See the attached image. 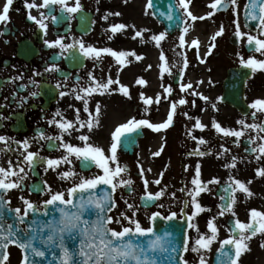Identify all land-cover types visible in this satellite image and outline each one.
<instances>
[{
    "label": "flooded vegetation",
    "instance_id": "1",
    "mask_svg": "<svg viewBox=\"0 0 264 264\" xmlns=\"http://www.w3.org/2000/svg\"><path fill=\"white\" fill-rule=\"evenodd\" d=\"M108 1L79 0L82 5L81 10L77 13H68L62 11L59 4L51 6L50 9L33 8L29 10L25 7V0H14L9 12L10 19L0 23V33H3V35H0V136H5L10 140V143L7 145L4 142H0V149H3V151H0V165H4V163L8 164V161L11 159L13 166H15L19 160L23 159L21 155H18V159L13 161L12 158L15 156V153L7 151V148L23 147L22 144H17L16 141L22 142L25 139H28L30 142L31 146L29 150L35 149V152H38L41 157L57 159L65 154L66 150L59 147L54 148L51 146L52 142L40 139L39 132L41 130L44 131L46 136L61 134V130L57 125L49 123L58 110L63 114L64 119L73 120L74 122L76 118L75 109L77 108L80 109V118L82 120L89 118L88 113L83 111V102L75 99L72 89H76L78 85L81 87L86 86L91 81L88 75L90 72L97 80L104 81L109 76L115 81L117 73H119L120 83H113L110 86L112 89H117V91L104 95L98 93L92 95L89 101V110L94 113L97 102L102 107L99 127L94 128L92 132H88L87 128H84L72 131L71 135L65 133L64 140L82 147L83 142L77 139V137L81 134H87L90 136L91 143L102 146L107 153L112 142L111 133L114 131L110 126V118L113 114L110 113V108H115V112L121 111L125 106V101L128 100L127 96L118 90L123 85L120 75L122 73L121 64L110 53H102V60L85 57L78 50H73L76 51V59H73L72 51H65L64 55L61 56L59 55L61 49L58 46L50 48L45 45L44 41H54L59 37H63L65 44H72L74 40L82 39L86 46L112 48V40L109 39L111 32L107 21L108 18L104 19L107 15ZM212 1L214 2V0ZM5 2L6 0H0V12H2ZM29 2H32V0H29ZM42 2L43 0H35L37 5L42 4ZM75 2L76 0H68L69 6H74ZM244 2L245 0H237L236 5H229L226 10L223 9L222 11L212 8L210 10V7H208L207 9L210 11L204 12L203 10L201 12L205 17L203 20L197 19L196 21H192L190 17L186 21L183 20V29L185 26L189 28L187 33L183 29L181 32L168 33L164 24L155 19L156 27L159 31L158 34L161 32L167 33L166 38L158 46L161 53L166 57V61L162 60L163 64L167 63L170 69V73L163 72L164 86L170 85L172 93L165 92L164 88L159 93L160 87L157 86V82L161 79L157 77V72H155L154 87L156 88V92L153 94V97L158 93L162 96L159 100V106L157 107V103L153 104L151 106L152 110L150 109L146 115L143 114L138 119L145 117L154 119V113L162 111L165 103L164 100L166 99L168 102L164 107H166L165 113L168 116L172 102H177L178 98H181L180 96H185L184 99L190 100L187 97L192 95L193 90L196 91L194 87L200 81L205 82L207 80L208 82H214L216 79L217 83L212 84V87H218L217 90L219 92L217 91L216 93L219 94L220 102L224 106L225 112L223 115L227 118L221 123L222 127L240 131L243 126L238 121L241 119H244L246 124H264V112H257V109L251 108L255 100L264 99V69L258 68L253 72L251 68L241 63V56L247 60L253 56L257 59H264V55L254 52L248 46L247 36L238 38L235 35V24L233 23L237 18L238 12L241 31L258 35L252 27H247L242 19ZM195 4L196 0H191L189 11H191ZM29 11H31V15L37 16V18H40L41 11L45 13H49L50 11L51 15L57 17V21L53 22L51 15H49V18L45 21L48 25L47 34L45 35L43 29L39 28L34 21L28 19ZM209 12H214V15L209 17L207 15ZM222 24L225 27V32L213 42L211 37L219 30ZM200 27L202 28L201 31ZM180 35L185 36V43L182 46L179 41ZM196 36L202 40L200 46L204 47V49L201 52L198 50V44H192ZM261 38H264V36ZM212 43L216 45L214 48H211ZM210 48L211 53L208 54ZM185 60L188 63L187 67L183 70V80H181L180 70L184 66ZM52 64H56L59 70L46 71V68H49ZM198 65L205 69V72H202L204 79L200 78V71H197ZM242 65L251 73L244 87V97L246 103L250 106V111L246 115L242 114L239 109L222 101L224 82L228 71ZM187 73L194 76L188 77ZM140 79H144V75ZM32 81L36 83L33 84ZM189 82L192 83L193 88L187 92L180 91V84ZM57 83L61 84L62 87L57 88ZM21 85H25V87H20ZM143 87L144 84H139L138 90L144 95ZM61 91L69 94L61 97ZM33 92H37L38 94L33 96ZM132 108L134 112H143L145 108L144 100L142 99L140 104H134ZM253 112H257L255 118L252 116ZM56 119L61 120L62 118L56 117ZM177 127L181 129L177 131ZM189 127L190 125L186 127L182 123L181 125L177 124L174 116L173 124L169 127L171 129L167 135L169 136L168 138L178 139L176 146L169 149L166 146L162 149L154 147L152 152L148 149H143L144 143H146L147 147H150L151 145H148V143L153 139L152 133H148L145 130L144 138L139 141V147L134 152L130 153L129 151L118 150L119 160L122 162V165H127L128 167V172L122 175L124 178H130L134 182L131 186L132 193L125 196V201L130 204L132 199L134 204H138L141 186H144L141 183L142 177L140 173L135 169V166L130 167L129 163H134L138 168V162L142 160H150L152 162L168 161L174 169L170 174L162 176V179L161 177L158 178L161 179V184L157 185L156 191L166 187V191L169 194L175 193V196L171 195L172 200L170 199V201L165 199L162 202L161 198L157 201V204H163L167 207L168 211H162L159 206L154 211H159L164 217L171 212L178 214V210L181 211L182 208L185 209V213H188L187 209L191 211L195 207L189 203L187 208H185L184 201H190L191 197L185 191H181V189L187 188L188 190H192L196 187L192 184V180L197 178L196 167L199 165L201 173L199 179L204 185H207V189H210V191L205 190L202 192L197 197V200L205 209H211L210 211L205 210L201 212L205 228L208 231V222L213 217L216 218L215 223L219 229L217 244H219L220 241L231 235L230 221L233 223L235 218H239L242 222H248L250 220V209L264 211V177L258 175V170L264 168V155L251 151L252 147L258 146L259 143H264V140H260V136L264 135V132H260L259 129L245 130V135L237 138L231 135L225 136L215 129L213 130L211 143H208V140H205L204 136L203 139L207 143L201 144L199 137L202 135L203 130H200V134H195ZM196 129L198 128L196 127ZM193 135L198 137V139H194L193 141ZM249 135L257 141L256 145L248 143ZM34 137L36 138L35 140H33ZM237 139L240 141L239 144L235 142ZM55 143L58 145L60 141H55ZM246 148L249 150L245 151ZM157 151L160 152L159 156L154 155ZM201 151L209 154L200 156L198 153ZM257 156L261 158L257 159ZM233 157L237 158L235 167H225V164L232 163ZM1 158L3 159L2 161ZM73 166L76 172H81L80 161L74 158L72 165L61 163L55 170L48 168L43 160H39L38 168L43 184L46 181L47 185L51 186L53 192L62 191L66 193V189L71 187L74 181L61 180L58 173L67 171ZM8 167L9 164L5 168ZM25 168L28 171L26 166ZM99 171V169L93 167L91 171H83L82 174L84 176H91ZM230 177H235L244 182L253 195L249 196L240 190L238 185H234L237 191L230 193L227 200H221L220 197H225L226 195L222 188L230 182ZM213 178L219 180V183L213 182L209 184L208 182L212 181ZM33 181L32 173L28 171V176L24 180L21 189H13L5 194V199L10 201L9 205L13 209L19 207L23 211L25 205L20 199L21 196L36 204H42L44 200L50 198L45 193L32 194L29 186ZM249 181H251L250 184L248 183ZM47 185L44 184V187ZM232 195L236 197L234 205L236 217H233L230 212L224 216H219L218 213L221 211V205L230 203ZM43 196L44 198H42ZM31 197H35V199L32 200L33 198ZM65 198H67V193ZM128 210L129 208H126L125 213L130 216ZM144 219L138 220L143 227H150ZM260 235L262 234L253 237L249 242L251 251L242 255L241 264H245V262L246 264H264V248L260 246L264 242V238L258 240L257 237ZM14 248L16 246H9L7 249L9 255ZM204 253L208 262H211L209 257L212 255V252L204 250Z\"/></svg>",
    "mask_w": 264,
    "mask_h": 264
},
{
    "label": "snow or ice",
    "instance_id": "2",
    "mask_svg": "<svg viewBox=\"0 0 264 264\" xmlns=\"http://www.w3.org/2000/svg\"><path fill=\"white\" fill-rule=\"evenodd\" d=\"M127 2V0H125ZM191 0H177L178 7L183 10V15L180 17L182 20H187L191 18L192 21L197 19L203 20L205 17H197L191 11H189V4ZM14 0H6L3 5L2 12H0V23L6 22L10 19L9 12L12 8ZM59 4L62 11L68 13H77L81 10L82 5L79 0H76L74 6H69L68 0H43L42 4L37 5L35 0L29 2L25 0V7L29 10L33 8H46L50 9L51 6ZM237 0H214L210 7L214 10L224 9L226 10L229 5H236ZM153 6V0H148L147 7L151 8ZM245 17L247 21H256L257 23L253 25L255 33H244L241 31L239 23V13L237 12V18L233 21L235 24V35L238 38L247 36V44L253 49L254 52L264 55V0H249L248 4L245 6ZM147 14V13H146ZM51 12L45 13L40 12V18L31 15L29 11L28 19L34 21L39 28L43 29L45 35L47 34V23L45 22ZM115 15H120V13H115ZM209 17L214 15V12H209L207 14ZM107 15L104 19H107ZM53 22L57 21V17L51 15ZM167 19L171 21L173 16L168 14ZM128 27L123 23L115 24L112 26L111 31L113 34ZM131 27H135L132 25ZM171 27V26H169ZM183 31L187 33L189 28L184 27ZM225 32V27L222 24L219 30L211 37L214 42L218 36H221ZM3 35V33H0ZM142 35L141 31H136L135 36L140 37ZM167 33L161 32L158 35H153L152 40L155 41L157 45L161 44L166 38ZM109 39H113L109 36ZM64 38L59 37L54 41L45 40L46 46L59 47L61 49L59 55L63 56L65 51H72L73 59H76V51L78 50L85 57H92L94 60H102V53H110L111 56L115 57L116 61L123 65L125 63V58L130 55L126 51H114L110 47L96 48L92 45H85L83 40H74L72 44H65L63 42ZM179 41L181 46L185 43V36L180 35ZM198 40H193L192 44H197ZM215 43L211 44V48H214ZM211 48L209 53H211ZM135 56L136 60H141L142 57L137 55L135 52L131 53ZM161 60L166 61V57L163 53L160 56ZM187 60L184 61V66L181 68L180 79L183 80V70L187 67ZM241 63L245 66L251 68L254 71L259 69H264V59H257L254 56L245 60L241 56ZM151 68V65H148ZM162 71L170 73V69L167 63L161 65ZM58 66L52 64L46 71H58ZM39 74V73H37ZM89 77L91 81L87 83L86 86H77L76 89H72V94L75 99L81 100L83 102V111L88 113V119L82 120L80 118V109H75L76 118L75 122L73 120H67L63 118V114L58 110L53 119L49 121L50 124H55L61 130V134L57 136H46L44 131L39 132V138L47 140L51 143L52 147H59L66 150L65 154L60 158H45L41 157L38 152L29 151L30 142L28 139L24 141H16L17 144L23 145V151L20 155L23 157L19 160L15 166L10 159L8 161L9 167L5 168L0 165V264H5L9 260V253L7 249L10 245L18 246L22 252L21 264H42L41 261H37L35 257L44 258L47 260V264H161V260L158 259V254H167L164 256V260L167 264H177V257L174 253L181 250L184 252L189 250L188 242L185 240L183 245L177 244L173 240H167V237H171L172 233L170 231H165L163 235L156 234L154 227H143L141 222L136 219V213L139 211L133 204H128L127 207L133 210V215L128 216L126 213L122 212L118 217H113L110 213L116 208L115 192L121 187L125 186L131 189L134 183L130 178H124L122 174L128 172L127 165H121L118 157V149L121 147L122 138L126 135L137 132L142 126H147L155 131H160L161 129H167L173 124V118L176 114L177 103L186 104L188 101L185 99H180L178 102L171 103V110L167 116V120L163 123H151L148 119H137L132 117L128 121L119 124L115 130L111 133V144L107 153L102 146L96 145L90 142V136L87 134H81L77 139L83 142V146H77L71 142L64 140V134L71 135L72 131H78L79 129L87 128L88 132H92L94 128L100 126V115L102 112V107L99 102L95 104V112L89 110V101L94 93L104 95L112 91H117V89H112L110 86L113 83L119 84V73H117V79L113 81L111 76L108 77L106 81L97 80V78L90 72ZM35 84V81H32ZM139 84H146L147 81L144 79L138 80ZM202 83V81H200ZM20 87H25L21 85ZM57 88H61L62 85L57 83ZM164 91L171 94V86H164ZM181 91L187 92L189 89L193 88L192 83H181ZM124 95L131 98L129 90L127 87L121 85L118 89ZM38 93L33 92L32 95L36 96ZM69 93L61 91L60 96L63 97ZM193 95L201 96L202 94L195 92L193 90ZM141 98L144 100L145 105H151L152 99L149 97H144L141 94ZM205 101L208 100L207 96L202 97ZM157 103H159L160 97L157 96ZM195 105V101L192 102ZM72 107V105H70ZM215 107V105H213ZM251 108L257 109V112H264V99H257L251 105ZM149 111L148 107L144 108V112ZM257 112H253L252 116L255 118ZM187 116V113H184ZM56 117H61V120H57ZM191 119V117H189ZM238 123L243 126L242 130L237 131L234 129H229L222 127L220 123L213 121V127L218 131L223 133L225 136L231 135L234 137H241L245 135V130L259 129L260 132H264V124L252 123L246 124L244 119L238 121ZM195 127L203 129L206 126L197 120ZM36 138L34 137L33 140ZM196 139V137H193ZM260 140H264V135L260 136ZM55 141H60L57 145ZM0 142H4L6 145L10 143L9 138L5 136H0ZM131 143L129 139L127 141ZM239 144V139L235 141ZM200 143H207L203 138H200ZM248 143L250 145H256L257 141L251 136H248ZM19 151V149H17ZM249 149L246 148L245 151ZM3 151V149H0ZM7 151H12L9 147ZM252 152H259L264 155V143H259L258 146L251 148ZM26 153V154H25ZM206 152H199L198 155L204 156ZM154 155L159 156L160 152L157 151ZM73 158L80 161L81 172H76L74 166L69 168L67 171L58 173L61 180H72L73 185L66 189V193L62 191H52L50 185L46 187H37L36 185L31 186L34 190L43 192L49 195V199L44 200L42 204H36L24 196L20 199L23 201L25 207L23 211L21 208L17 207L12 209L9 207L10 201L5 200V194L13 189H21L24 180L28 176V171H34L36 161L43 160L48 168L55 170L61 163L73 164ZM257 156V159H260ZM236 157L232 158L231 164H225V167L234 168L236 165ZM27 170L26 171V168ZM92 167L99 169L100 171L92 174L91 176H84L83 171H91ZM47 170V169H46ZM151 171V169H148ZM144 168L140 166V175L143 178L145 194L141 197L144 206L147 207L150 202H155L166 194V187L161 188V190L153 193L148 191L149 181L144 177ZM200 167H196V177L192 180V184L196 187L192 190L187 188L181 189L185 191L191 200H185V208L191 203L195 207V211L191 215L185 213V209H181V213L187 222V228H195L197 232V238L195 240V246L191 248V251L199 254V264H208L206 255L201 253V249L207 252L211 251L212 244L217 240L219 229L215 223V217H213L207 224L210 233H201L197 224L193 223V218L200 212L205 210L210 211L211 209H205L197 200L202 192L207 189V185L199 179L200 177ZM258 175L264 177V168L258 170ZM163 173H161L162 179ZM15 178V179H13ZM161 179H156L155 184L160 185ZM234 181V184H233ZM219 183V180L213 178L212 181L208 183ZM249 184L251 181L248 182ZM234 185H238L239 189L249 196L253 195L250 189L239 179L235 177H230V182H228L222 190L225 193H235L237 189ZM173 197L175 193L171 194ZM221 200L225 197L221 196ZM236 203L235 195L230 197V203L227 205H221V211L218 213L219 216H224L226 213L230 212L233 217H236V212L234 210V205ZM159 207H163L160 204ZM250 220L248 222H242L239 218H235L233 225L230 228L231 235L228 238L220 241V248L218 249V258L216 264H241V257L243 254L251 251L249 242L253 237L258 234H264V211H259L257 209H250ZM36 214H41L48 219L40 220L39 216ZM162 214L160 212H154L149 217V220L155 222V220ZM178 218L176 212H171L169 215L165 216L164 219L167 221H172ZM12 222H9V221ZM128 221V226H123L120 230L111 227L112 223L123 224V221ZM182 230V229H178ZM153 237L147 239L146 241H141V237ZM264 248V242L260 245ZM51 259H48V256ZM179 261L182 264H188V261L184 259L183 256L179 257Z\"/></svg>",
    "mask_w": 264,
    "mask_h": 264
},
{
    "label": "rangeland",
    "instance_id": "3",
    "mask_svg": "<svg viewBox=\"0 0 264 264\" xmlns=\"http://www.w3.org/2000/svg\"><path fill=\"white\" fill-rule=\"evenodd\" d=\"M208 0H196V4L194 5V7L192 8L193 10H195L198 13H201L203 10L204 11H208ZM124 3H128L130 4V6H128L127 9H125L124 11H119V7L121 4ZM147 3L148 0H127V2H125V0H109L107 3V17H108V24L110 27V32H111V36L113 37L112 40V49L114 51H126L128 53H130L129 56H127L125 58V63L122 66V73L121 75V81L123 83V86L127 87L130 93L131 98H128L127 101H125V106L123 108V110L115 112V108H110V113H116V115L118 116V120L116 124H112L111 122V118H110V126L113 130H115V128L121 124L124 123L126 121H128L129 119H131L132 117H140V115L142 114H146L143 110V112H137L133 110V105L134 104H140V102L142 101L141 98V91L138 90V85H130L128 86L126 83L129 82L128 79L130 80V75H129V69L126 66V64L128 63V60H130L132 58L131 53L135 52L137 55H140L142 58L145 57L144 59V64L145 67L147 66L148 72L150 73L149 76L152 77V75L154 74V72H157V77H160V81L157 82V86L160 87L159 89V93L162 91L163 87H161V85H164V80H163V71L161 70V65L163 64V61L160 59L161 56V51L159 49V46L155 43V41L152 40V36L153 35H158V29L156 27L155 21L154 19L151 17L150 11L147 7ZM134 4V5H133ZM210 7V6H209ZM211 10V7H210ZM115 13H120V15H115ZM147 13V14H146ZM119 23H123L128 27V29H123L120 30L118 32H116L115 34L112 33L111 28L113 25L115 24H119ZM132 25H135V27H131ZM202 30V28L200 27V31ZM136 31H141L142 35L140 37H136L135 36V32ZM203 34V33H200ZM126 35L129 36L130 39L129 40H133L132 44L129 46L130 49H123L120 44L119 41L121 39V36ZM133 58H135V56H133ZM153 63L155 65V67H157V69L155 71H153V69L149 68L148 65H151L153 67ZM201 65V64H200ZM200 65H198L197 67V71H200V78L204 77L202 76V72H205V69L202 68ZM145 67H136L134 71L137 72L136 76H143L145 73ZM144 69V73L142 72V70ZM147 72V73H148ZM188 77H193V74L187 73ZM134 77V78H135ZM187 77V78H188ZM133 78V79H134ZM130 83V82H129ZM216 79L214 80V82H208L207 80H205V82H202L194 87V89L196 88L195 92H198L200 94H202L201 96H196L192 95L188 96L187 98H189L190 100H187L188 102L186 104H178V109L176 110V114H175V119H176V123L177 124H184L186 127L187 125H190L189 129L195 133V134H200L201 131L202 135L199 137L200 138H204L205 136V140H208V143H211L212 141V136H213V130H215V128L212 126L213 125V121L218 122V123H223L224 119H227L223 114H224V106L221 104L220 99H219V94L216 93L218 90L217 88H213L212 84H215ZM217 85V84H216ZM179 89V88H178ZM180 90V89H179ZM181 91V90H180ZM219 92V91H218ZM158 94L155 95L153 102L151 105H145L144 103V107H148L149 111L150 109L152 110L151 106L153 104L157 103V96L162 97ZM187 96V95H186ZM203 96H207L208 100L205 101L202 97ZM181 98H178L177 102L180 99H184L185 96H180ZM193 101H195V105H193ZM164 106L165 104L168 102V100H164ZM157 107L159 106V103L156 104ZM213 105H215V107H213ZM163 106V109L161 112H155L154 113V119H152L155 122H159L161 121L163 118H165L167 115L165 113L166 107ZM157 109V108H156ZM117 110V109H116ZM155 111V110H154ZM121 112V113H120ZM184 113H187L188 115L185 116ZM112 116V115H111ZM191 117V119L189 118ZM197 120H199L200 123L204 124L206 127L203 129H196L195 125L197 123ZM179 127L176 128L177 131H179ZM148 133H152V141L148 143V145H151L150 147L146 146V143H144L143 145V149H148L149 151H153L154 147L157 148V146H159L158 149H160L161 147H165V145L161 142V141H157L154 138L156 136H158L159 134L163 135V133H159L158 132L154 133L150 129L148 128ZM155 131V130H154ZM162 132V131H160ZM168 133V131H167ZM205 135H204V134ZM169 137V136H167ZM193 137H195V135H193ZM196 139H198V137H196ZM148 140V139H147ZM160 140V137H159ZM194 141V139H193ZM176 143H178V139L176 138H167L166 139V148L169 149L171 147L176 146ZM195 144V143H194ZM153 147V148H152ZM9 148V147H8ZM12 149V151H14L15 153V157L13 158V161L17 158L18 159V155H20V152L23 151V147H10ZM110 148V147H109ZM161 148V149H162ZM19 149V151L17 150ZM29 150V149H28ZM29 151H34L35 149H31ZM3 159L1 158V161ZM120 164L122 165V162L119 160ZM7 164V163H6ZM8 165V164H7ZM7 165H3L4 167H7ZM143 166L145 172H144V177H146L149 181V185H148V191H151L153 193L157 192V184L154 183V181L158 178L161 177V173H163V176L165 174V169L164 166H167V170L168 172L166 174H170V172L174 169V167L172 165L169 164L168 161H160V162H156V161H150V160H142L141 162H138V168L134 163H129V166H135L137 171H140V166ZM132 169V168H131ZM148 169H151V171H148ZM165 174V175H166ZM142 185H144L143 182V178L141 180ZM161 188V186H160ZM161 190V189H160ZM145 193V188L144 186H141V194ZM116 208L113 209V211L110 213L113 217H118L120 215V213L124 212L127 207V204L125 203V195L123 193V188L121 189H117L116 190ZM131 197V196H129ZM33 198L32 200L35 199V197H31ZM44 198V196L42 197ZM165 199H167L168 201H170V199L172 200L171 194H169L166 191L165 196L161 197L162 202L165 201ZM134 201L131 199L130 204H134ZM138 205V206H137ZM136 207L139 208V211L136 213V217L137 219H141L147 222H149V218L147 217L149 212L152 211V208L150 210H145L143 208H141L139 206V204H137ZM156 206V205H155ZM154 206V207H155ZM158 206V205H157ZM163 209H165V206L163 205L162 207ZM125 209V210H124ZM155 209V208H154ZM188 214H192L195 209L193 208L191 211L189 209H187ZM129 215L132 216L133 215V210L129 209L128 210ZM178 214H181V211L178 210ZM127 221V220H126ZM126 221H123V224H116V223H112L111 227L120 230L123 226H125ZM128 222V221H127ZM193 223L197 224L199 227V230L201 233H210V229L209 231L207 230V228H205L204 225V221H203V217H202V213H198L194 218H193ZM128 225V224H127ZM187 242H188V246H189V250L187 252H184V259H186L188 261V264H199V254L196 252L191 251V248L193 246H195V240L197 238V232L195 228H189L188 229V236H187ZM264 238V234L260 235L257 237L258 240L263 239ZM217 245V240L212 244L211 246V251L216 247ZM13 251L10 252L9 255V260L6 261L5 264H21L22 261V255L20 253V251L17 248L12 249ZM201 253H204V250L201 249ZM242 261V259H241ZM244 261V260H243ZM208 264H210L208 262ZM246 264V262H245Z\"/></svg>",
    "mask_w": 264,
    "mask_h": 264
},
{
    "label": "water",
    "instance_id": "4",
    "mask_svg": "<svg viewBox=\"0 0 264 264\" xmlns=\"http://www.w3.org/2000/svg\"><path fill=\"white\" fill-rule=\"evenodd\" d=\"M170 3L172 4V1ZM173 3H174V1H173ZM160 8H162L166 11V0H162V1L153 0L152 9L155 11L157 16H160V14L158 12V9H160ZM176 23H177L176 27H178V26L180 27L181 19L178 16V11H176ZM174 27H175V25H173V28ZM241 72H242L241 70H231L229 72V76L226 79V83H225L226 92H225V99L224 100L226 102L236 106V107L245 108V105H243V101H242L243 84H244L245 76H247L249 74V72H244V74H240ZM139 130L133 134L134 136L130 134V136H133V137H131L132 144L129 143V147L127 146L126 143L123 144V146L126 150H127V148H130V150L133 149V147H132L133 144H136V140L140 136V134H138ZM35 167H36V163H35ZM32 173L36 177H39V174L36 171V168H34V171H32ZM36 186L41 187V184H36ZM31 189L35 192H40V191L34 190L32 187H31ZM153 203L154 202H150L148 206H151ZM142 204H144V202H142ZM36 215L39 216L40 220L48 219V217H44L41 214H36ZM152 226L154 227V229L156 230V234H158V235H163V233L166 230L170 231L172 233V236L167 237L166 239L167 240H173L181 246L183 245V242L187 238L188 228H187V222H186L185 218L167 221L163 217L160 216L155 220V222H152ZM178 229H182V230H178ZM150 238H153V237H151V236L141 237L140 240L146 241L147 239H150ZM183 252L184 251L181 247V250L179 252L173 254L174 256L177 257V264H182V261H179V257L182 256ZM166 255H167L166 253L165 254H158V259L161 260V264H167V261L164 260V256H166ZM218 255H219V253L217 251L214 255L213 264H216V260L218 258ZM35 259L37 261H41L42 264H47V260H45L44 258L35 257ZM48 259H51L50 255L48 256Z\"/></svg>",
    "mask_w": 264,
    "mask_h": 264
},
{
    "label": "bare ground",
    "instance_id": "5",
    "mask_svg": "<svg viewBox=\"0 0 264 264\" xmlns=\"http://www.w3.org/2000/svg\"><path fill=\"white\" fill-rule=\"evenodd\" d=\"M128 6H130V4H128V3L121 4L119 7V11H121V10L124 11L125 9L128 8ZM129 39H130L129 36H126V35L121 36L119 44L123 49H130V47H131L130 45L132 44L133 40H129ZM139 65L140 66L143 65V62L140 60L136 61L135 63H130V65H129L130 78H133V70L135 69V67H137ZM154 68H155V65H153V70H154ZM149 74H150L149 72L145 73V80L147 81V83L144 84V87H143V92L146 95V97H152L153 94L156 92V88L154 87V76L150 77ZM117 120H118V116L116 115V113L112 114V116H111L112 124L113 123L116 124Z\"/></svg>",
    "mask_w": 264,
    "mask_h": 264
}]
</instances>
